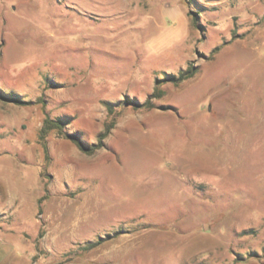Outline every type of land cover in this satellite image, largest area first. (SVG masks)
<instances>
[{"label": "rangeland", "instance_id": "obj_1", "mask_svg": "<svg viewBox=\"0 0 264 264\" xmlns=\"http://www.w3.org/2000/svg\"><path fill=\"white\" fill-rule=\"evenodd\" d=\"M0 264H264V0H0Z\"/></svg>", "mask_w": 264, "mask_h": 264}, {"label": "trees", "instance_id": "obj_2", "mask_svg": "<svg viewBox=\"0 0 264 264\" xmlns=\"http://www.w3.org/2000/svg\"><path fill=\"white\" fill-rule=\"evenodd\" d=\"M194 69L195 67L194 66H188L186 69L182 70L180 73H179V76L177 77V81H181V80H184L188 77H190L193 72H194ZM47 125L48 127H57L59 125V123L57 122H54L52 120H48L47 121ZM78 147H80L82 150H85L84 149V146L82 145V143L79 141V139H74L73 140Z\"/></svg>", "mask_w": 264, "mask_h": 264}]
</instances>
